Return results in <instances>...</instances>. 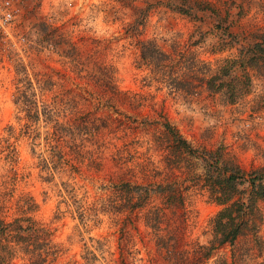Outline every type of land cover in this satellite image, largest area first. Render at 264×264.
<instances>
[{"label": "rangeland", "instance_id": "374dc122", "mask_svg": "<svg viewBox=\"0 0 264 264\" xmlns=\"http://www.w3.org/2000/svg\"><path fill=\"white\" fill-rule=\"evenodd\" d=\"M167 1L12 0L15 17L0 30V139L17 148L18 177L12 186L1 140L0 210L5 220H11L17 216L18 196L34 197L35 217L51 230L60 247L52 264L83 262L85 246L98 255L99 264H117L120 259L126 264H168L142 220L148 207L161 203L156 193L143 212L94 215L113 194V185L122 181L175 183L183 203L164 210L160 234L174 235L179 249L206 241L220 206L208 197L197 177L200 166L189 165L188 156L183 160L173 153L165 121L193 146L224 145L246 170L264 164V65L256 62L247 68L251 89L236 103L211 95L202 82L207 66L235 50L211 53L218 30L208 16L201 24L207 32L205 40L191 46L196 22L166 6ZM207 1L223 10V16L232 7L230 30L242 38L238 49L264 27V0ZM41 25L59 38L41 46L37 34ZM148 39L157 40L168 56L170 66L163 72L139 61V43ZM242 74L237 66V80ZM174 77L196 84L198 92H177L170 86ZM17 87L38 101L40 111L41 103H46L52 119L40 115L38 122H29L13 101ZM119 91L141 95L143 104L118 95ZM55 120L69 131L61 141L67 164L59 163L53 177L44 180L41 176L46 172L38 167L37 155L49 157L51 142L45 135L47 130L52 132ZM131 140L140 144L134 158L125 146ZM31 147L38 154L32 155ZM65 183L74 189L66 192ZM80 203L89 219L87 226L78 215ZM259 206L263 220L257 238L245 233L234 246L215 250L201 264H212L218 257L229 264H264V201ZM88 236L102 242L100 247ZM191 258L185 255L177 264H191ZM27 261L21 255L11 264Z\"/></svg>", "mask_w": 264, "mask_h": 264}, {"label": "trees", "instance_id": "16d2710c", "mask_svg": "<svg viewBox=\"0 0 264 264\" xmlns=\"http://www.w3.org/2000/svg\"><path fill=\"white\" fill-rule=\"evenodd\" d=\"M166 6L196 22L190 35L191 46H197L205 40L207 32L202 29L201 24L204 17L208 16L213 18L212 26L218 30L215 35L216 41L210 45L211 53L219 54L232 48L235 50V54L221 56L215 60L212 66H207L208 74L202 79L206 90L211 95H218L227 104L236 103L237 99L248 94L251 89V76L246 71L247 68H251L256 62L264 65V27L259 28L261 31L259 34L251 36V42L241 44L238 49L237 44L242 38L230 30L233 24V21H229L232 7L226 9L224 11L226 15L223 16V10L207 0H168ZM37 34L38 43L41 46L45 42L50 43L52 40L55 42V39L60 36L59 34L54 35V30L46 25L39 26ZM138 56L141 63L162 72L163 69L166 70L170 66L166 62L168 56L155 39L141 41ZM237 66L243 69L240 80H237ZM237 81L241 83L237 85L239 83ZM170 86L177 92L187 95H194L198 92L196 84L176 79V77L172 79ZM15 94L13 101L19 105L29 122H38L40 115H44L47 120L52 119L53 111H50V107L46 103H41L42 110L40 111L38 101L29 96L26 90L17 87ZM119 94L124 95L125 98H135L134 101H137L140 106L143 104V97L137 93L130 95V93L119 91ZM163 126L171 139L173 153L179 158H184L183 160H186L185 156H188L191 159L188 162L189 165L198 164L200 166L201 171L197 177L208 197L220 206L211 219V227L206 241L184 244V249H179L174 235L160 234L164 210L174 209L183 203L180 189L173 182L133 183L122 181L115 184L112 187L113 194L107 198L106 205L103 204L101 208L95 209L96 218L99 213L105 212H143L151 194L156 193L160 196L161 203L148 207L143 213L142 220L149 235L155 239L157 250L162 257L167 259L168 264H177L188 254L192 255L191 264H201L210 259L215 250L226 245L234 246L238 237L245 233L252 232L256 239L257 229L263 220L259 203L264 201V164L246 170L239 164L235 154L228 151L224 145L219 144L213 148L193 146L171 123L165 121ZM52 127V132L47 130L45 135L47 142H51L49 157L38 154L34 147H31V154H38V167L41 171L46 172L45 176H41L44 180L53 177L59 163L67 162L61 141L65 135L69 134V131L65 130L63 124L56 120L53 121ZM1 140L5 142V159L10 165L8 180L14 186L18 177L15 168L18 151L8 139L1 138ZM125 146L129 157L134 158L139 155V140H131L125 143ZM64 186L66 192L69 189H74L68 183H65ZM12 191L10 189L7 194L11 195ZM15 205L17 216L11 220H5L0 210V264H11L15 257L21 255L28 257L26 264H52L59 254L60 247L53 241L51 230L35 217L34 213L38 209L37 201L29 193L21 194L16 199ZM77 208L81 223L83 226H87L89 219L85 215V208L81 203ZM88 239L94 240L98 248L102 243L92 236H88ZM84 248L85 253L81 255L83 262L76 261L73 264H99L97 262L98 255L92 249H86V246ZM117 264L126 263L120 259ZM212 264L229 263L224 257H218Z\"/></svg>", "mask_w": 264, "mask_h": 264}, {"label": "built area", "instance_id": "2783aa9c", "mask_svg": "<svg viewBox=\"0 0 264 264\" xmlns=\"http://www.w3.org/2000/svg\"><path fill=\"white\" fill-rule=\"evenodd\" d=\"M12 0H0V30L5 29L15 17Z\"/></svg>", "mask_w": 264, "mask_h": 264}]
</instances>
